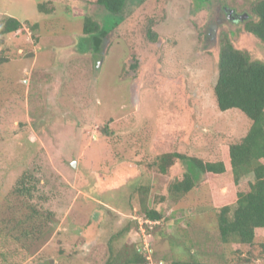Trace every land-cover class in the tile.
Masks as SVG:
<instances>
[{"label": "rangeland", "instance_id": "374dc122", "mask_svg": "<svg viewBox=\"0 0 264 264\" xmlns=\"http://www.w3.org/2000/svg\"><path fill=\"white\" fill-rule=\"evenodd\" d=\"M253 1L127 0L111 17L86 0H0V17L23 23L0 38V228L32 206L53 214L46 243L14 264H124L135 248L153 252L148 264L232 258L205 182L155 204L191 167L160 176L148 165L173 153L216 160L244 136L249 121L219 112L212 86L222 35L264 61V44L222 16ZM85 17L108 32L100 50L82 35ZM22 175L29 200L12 194ZM139 186L163 220L142 218ZM261 244L264 234L242 247L245 264H264Z\"/></svg>", "mask_w": 264, "mask_h": 264}, {"label": "trees", "instance_id": "16d2710c", "mask_svg": "<svg viewBox=\"0 0 264 264\" xmlns=\"http://www.w3.org/2000/svg\"><path fill=\"white\" fill-rule=\"evenodd\" d=\"M86 2L102 7L111 17H117L122 14L127 0H86ZM38 10L50 14V10L41 2L38 3ZM22 24L14 17L2 15L0 38L17 33L22 29ZM243 25L247 34L264 44V0H255L250 4L249 14ZM107 33L89 17L83 19L82 35L89 38L94 50L101 49ZM151 36L148 33V37ZM218 45L216 80L212 86V97L219 112L235 110L249 121L244 136L235 142L221 145L216 160L173 153L162 158L156 168H154L155 162L150 163L148 168L161 176L172 173L177 162L191 167V171L185 172L182 178H175L166 189L165 195H161L155 204L166 201L167 198L174 202L204 181L209 191L212 208L217 212L215 220L219 238L223 244L234 245L232 258L216 264H245L250 262L251 257H242L240 250L242 247L254 245V240L264 234V61L235 48L226 35L219 38ZM5 61L6 59L3 60L0 54V64ZM105 133L104 131V135ZM246 178L249 179L241 185L242 180ZM26 183L27 177L22 175L12 194L29 200L33 190L27 187ZM135 190H144L140 192L139 199L142 218L152 223L163 220L160 211L148 206L150 193L147 187L139 186ZM145 203L147 206H144ZM131 210L133 215L136 214L134 208ZM45 213L32 206L22 215L12 216L14 220L12 224L7 225L5 221L3 222L4 227L0 228V234L3 232L4 236V239L0 237L1 263L14 264L10 257L14 260L30 258L38 252L40 244L46 243L52 234L49 226L53 223V214ZM5 217L9 218L7 215ZM146 233L151 234L149 227ZM261 248L264 249V244H261ZM144 252L135 248L134 257L126 260L124 264H148V257L152 256L153 252L147 249ZM118 263L119 261L113 256L104 264ZM168 264L214 263L173 259Z\"/></svg>", "mask_w": 264, "mask_h": 264}, {"label": "water", "instance_id": "95a60500", "mask_svg": "<svg viewBox=\"0 0 264 264\" xmlns=\"http://www.w3.org/2000/svg\"><path fill=\"white\" fill-rule=\"evenodd\" d=\"M226 19H228L229 23L239 24L242 23L245 19H247V14L243 13L241 16L236 15L233 10H225Z\"/></svg>", "mask_w": 264, "mask_h": 264}, {"label": "flooded vegetation", "instance_id": "af4514ba", "mask_svg": "<svg viewBox=\"0 0 264 264\" xmlns=\"http://www.w3.org/2000/svg\"><path fill=\"white\" fill-rule=\"evenodd\" d=\"M223 6H224V5H223ZM222 9L224 10V11L222 12V13H223L222 16L224 15V17H225V14H224V12H225V7H222ZM227 10H228V9H227ZM231 10H232V9H231ZM242 13H244V12H241V14H242ZM237 14H238V13H237ZM246 14H247V16H248L249 13H246ZM239 15H240V14H239ZM240 16H241V15H240Z\"/></svg>", "mask_w": 264, "mask_h": 264}]
</instances>
